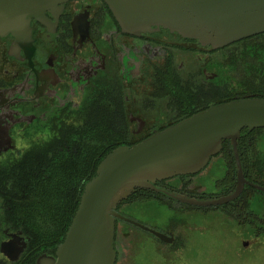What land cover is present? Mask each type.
<instances>
[{
    "label": "flooded vegetation",
    "instance_id": "flooded-vegetation-1",
    "mask_svg": "<svg viewBox=\"0 0 264 264\" xmlns=\"http://www.w3.org/2000/svg\"><path fill=\"white\" fill-rule=\"evenodd\" d=\"M45 16V24L32 19L24 36L0 37V264L56 259L61 243L51 246L42 241L39 225L23 217V194L30 189L25 175L35 174L31 170L39 163L40 148L57 143L60 130L76 124L94 103H101L105 91L130 131L129 143L178 123L186 118L184 112H200L230 95L214 71L216 55L201 53L194 43L163 28L140 36L124 33L102 0H68ZM211 161L191 180L182 176L156 182L160 192L143 190L152 194L138 192L134 200L117 207L122 217L165 239L117 218L114 264H190L185 256L193 259L198 255L200 246L183 232L181 221L159 228L135 219L128 211L137 204L133 209L145 214L148 202L164 204L180 214L199 210L210 217L226 218L228 235L238 240L235 248L240 250L234 264L250 263L249 247L264 240V212L254 211L257 217L253 215L251 225L246 210L250 196L251 205L260 202L264 209L262 197L254 192L245 196L244 186L235 200L205 208L172 203L162 192L206 197L198 200L232 194L237 178L235 186H230L226 165L215 192H207L198 181L207 175Z\"/></svg>",
    "mask_w": 264,
    "mask_h": 264
},
{
    "label": "water",
    "instance_id": "water-1",
    "mask_svg": "<svg viewBox=\"0 0 264 264\" xmlns=\"http://www.w3.org/2000/svg\"><path fill=\"white\" fill-rule=\"evenodd\" d=\"M68 0H0V37L24 36L35 19L46 23L45 13ZM122 32L140 36L163 28L213 50L264 33V0H102ZM264 128V99L244 97L212 105L133 146H120L98 165L96 176L84 187L78 209L56 249V259L38 264H114L115 222L123 219L160 239L165 237L116 212L137 190L160 192L154 184L179 176L196 175L223 142L229 141L236 168V189L215 200H198L162 191L190 206L214 207L235 200L250 186L238 153L241 131Z\"/></svg>",
    "mask_w": 264,
    "mask_h": 264
},
{
    "label": "trees",
    "instance_id": "trees-1",
    "mask_svg": "<svg viewBox=\"0 0 264 264\" xmlns=\"http://www.w3.org/2000/svg\"><path fill=\"white\" fill-rule=\"evenodd\" d=\"M183 41L194 43L202 50L201 53L216 55L214 71L218 82L223 90L230 92L225 100L216 104L244 97L264 99V33L217 50L211 49L210 46H202L193 39ZM203 48H207V51L204 52ZM107 94L108 92L105 91V99L102 98L101 103L98 101L91 105L88 112L83 113L76 124L62 128L57 143L40 148L39 163L31 170L35 171V174L30 177L25 175V181L30 189L23 194V217L30 220L32 225H39L43 237L41 240L51 246L63 242L78 209L84 187L96 176L99 163L114 149L139 143L128 142L130 131L125 128L122 115L115 112L112 96L109 98L110 95ZM194 113L197 112H184L183 117L187 118ZM263 134L264 128L253 131L242 130L238 140V153L245 178L264 187V141L260 139ZM219 154L225 160L228 183L234 187L236 168L229 141L223 142ZM186 177L191 180L192 175ZM173 189L177 191L176 188ZM244 191L245 196L254 192L264 201V193L250 186H245ZM138 192L152 194L151 191L137 190L124 202L133 200ZM187 195L194 197L193 192H188ZM165 198L177 203L171 198ZM252 198L250 196L248 199L249 209L246 210L249 219H252L251 225L255 222L253 218L257 217L250 207ZM198 199H206V197L203 195ZM261 210L264 212V209Z\"/></svg>",
    "mask_w": 264,
    "mask_h": 264
},
{
    "label": "rangeland",
    "instance_id": "rangeland-1",
    "mask_svg": "<svg viewBox=\"0 0 264 264\" xmlns=\"http://www.w3.org/2000/svg\"><path fill=\"white\" fill-rule=\"evenodd\" d=\"M260 139L264 141V134L260 136ZM207 171V175H202L198 178V181L202 182L207 192H215L216 181L223 178L225 174L224 160L221 157L213 159ZM133 206L128 210L132 213L131 215L139 221L148 222L150 225L155 223L159 228H163L171 221H181L184 224L182 226L183 232L190 237H194L200 246L199 253L195 258L185 256L188 263L234 264L239 259L237 255L240 250L235 248L238 240H233V236L228 235L230 226L222 216L210 217L211 214H204L199 210L188 214H180L157 202H148L144 214L138 212L136 207L133 209ZM251 208L253 211L261 213L262 205L260 202H254ZM234 239L237 238L234 237ZM253 243L255 244L249 247L248 250L251 252L248 258L249 264H264V240ZM149 254H152L151 251H149ZM149 254L148 256H150Z\"/></svg>",
    "mask_w": 264,
    "mask_h": 264
}]
</instances>
